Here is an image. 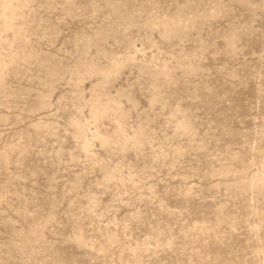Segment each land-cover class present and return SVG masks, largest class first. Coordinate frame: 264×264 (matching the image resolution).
Returning a JSON list of instances; mask_svg holds the SVG:
<instances>
[{"label": "rangeland", "instance_id": "1", "mask_svg": "<svg viewBox=\"0 0 264 264\" xmlns=\"http://www.w3.org/2000/svg\"><path fill=\"white\" fill-rule=\"evenodd\" d=\"M0 264H264V0H0Z\"/></svg>", "mask_w": 264, "mask_h": 264}, {"label": "bare ground", "instance_id": "2", "mask_svg": "<svg viewBox=\"0 0 264 264\" xmlns=\"http://www.w3.org/2000/svg\"><path fill=\"white\" fill-rule=\"evenodd\" d=\"M9 7H10V5H9ZM4 9H5V8H4ZM5 10H6V9H5ZM9 10H10V9H9ZM11 15H12V14H11ZM12 16H13V15H12ZM4 17H5V16H4ZM4 17H3V18H4ZM7 18H8V17H7ZM9 18H11L10 14H9ZM9 18H8V19H9ZM3 20H4V19H3ZM7 21H8V20H7ZM7 24H8V23H7ZM8 26H9V25H8ZM84 147H85V146H84Z\"/></svg>", "mask_w": 264, "mask_h": 264}]
</instances>
